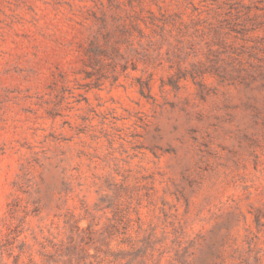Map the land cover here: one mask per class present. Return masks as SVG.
Wrapping results in <instances>:
<instances>
[{"label": "rangeland", "instance_id": "rangeland-1", "mask_svg": "<svg viewBox=\"0 0 264 264\" xmlns=\"http://www.w3.org/2000/svg\"><path fill=\"white\" fill-rule=\"evenodd\" d=\"M0 264H264V0H0Z\"/></svg>", "mask_w": 264, "mask_h": 264}]
</instances>
